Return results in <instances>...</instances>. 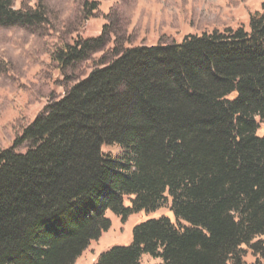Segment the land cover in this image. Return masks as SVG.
Here are the masks:
<instances>
[{
    "label": "trees",
    "instance_id": "16d2710c",
    "mask_svg": "<svg viewBox=\"0 0 264 264\" xmlns=\"http://www.w3.org/2000/svg\"><path fill=\"white\" fill-rule=\"evenodd\" d=\"M97 6L85 1L86 20ZM48 24L41 2L0 0V26ZM109 40L54 49L59 71L92 68L0 151V264H76L111 229L107 213L167 205L173 220L137 224L95 264H247L249 251L264 264V5L238 28L92 62Z\"/></svg>",
    "mask_w": 264,
    "mask_h": 264
},
{
    "label": "rangeland",
    "instance_id": "374dc122",
    "mask_svg": "<svg viewBox=\"0 0 264 264\" xmlns=\"http://www.w3.org/2000/svg\"><path fill=\"white\" fill-rule=\"evenodd\" d=\"M86 0H14L15 9H35L42 3L49 24L44 27L0 26V151L10 149L15 139L51 102L64 96L71 82L86 76L93 63L75 70L59 71L52 52L62 44L79 39L109 37L106 52L92 62L107 58L114 48L169 45L189 35H202L226 28L247 25L253 12L263 8L264 0H95L98 10L86 20ZM71 76V82L65 77ZM69 80V81H70ZM103 152L118 156L116 146H104ZM26 146L16 149L25 153ZM169 205L156 213L139 214L126 221L107 213L111 229L91 244L76 264H95L99 256L115 246L132 242L133 228L149 219L169 217ZM247 249V248H245ZM251 251L246 262L256 261ZM144 256L140 264H160Z\"/></svg>",
    "mask_w": 264,
    "mask_h": 264
}]
</instances>
